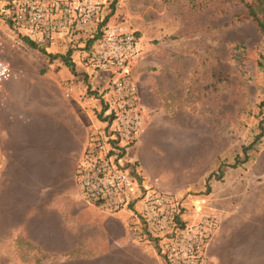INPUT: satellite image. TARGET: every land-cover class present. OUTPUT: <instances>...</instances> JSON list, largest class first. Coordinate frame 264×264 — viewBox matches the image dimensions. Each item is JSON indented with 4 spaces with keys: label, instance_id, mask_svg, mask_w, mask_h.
I'll use <instances>...</instances> for the list:
<instances>
[{
    "label": "rangeland",
    "instance_id": "obj_1",
    "mask_svg": "<svg viewBox=\"0 0 264 264\" xmlns=\"http://www.w3.org/2000/svg\"><path fill=\"white\" fill-rule=\"evenodd\" d=\"M95 1L103 2L108 23L134 30L140 37L141 51L133 66L138 84L141 79L145 87L159 81L167 89L166 105L153 114L157 123L147 146L138 140L133 148L149 151L158 175L148 179L158 181L164 190L194 197L189 205L202 199L220 224L217 207L236 213L239 222L243 216L263 217L264 31L249 16L247 3L252 0ZM2 31L0 60L10 63L17 76L0 84V109L18 104L13 92L2 90L4 85H24L27 104L33 108L36 86L53 82L50 74L60 72L66 92L68 84L80 86L81 97L89 99V135L103 125L96 122L102 121L101 93L109 85L110 71L92 74L90 68L87 73L80 63L79 75L68 78L61 73L66 70L62 60L48 55L63 53L39 46L45 54L29 47L17 32ZM78 55L75 59L81 62ZM147 126L144 113L142 132ZM13 185V201L5 210L9 216L0 221V264H54L20 234L14 216L18 176ZM98 208L109 216L127 213ZM188 215L192 217L193 211Z\"/></svg>",
    "mask_w": 264,
    "mask_h": 264
},
{
    "label": "crops",
    "instance_id": "obj_2",
    "mask_svg": "<svg viewBox=\"0 0 264 264\" xmlns=\"http://www.w3.org/2000/svg\"><path fill=\"white\" fill-rule=\"evenodd\" d=\"M46 50L68 52L67 46L60 44ZM76 56L73 60L77 65L81 62ZM64 68L68 73L64 69L61 73L68 78L75 76L67 66ZM58 73L50 74L53 82L36 86L33 108L27 104L24 85L2 88L13 92L18 104L0 109V151L4 157L0 221L9 216L5 210L13 201L10 193L18 176L19 205L14 216L19 220L20 234L50 256L54 264H164L154 248L131 240L126 229L129 214L109 216L82 199L76 169L90 137L89 99L81 97L80 86H74L75 91L68 96ZM139 87L149 120L139 139L144 144L156 127L153 114L166 105L168 94L159 81L145 87L141 79ZM146 148L133 150L132 156L147 178L156 177L158 171ZM217 209L221 224L209 247L207 264H264V213L261 218L243 216L239 222L236 213Z\"/></svg>",
    "mask_w": 264,
    "mask_h": 264
},
{
    "label": "built area",
    "instance_id": "obj_3",
    "mask_svg": "<svg viewBox=\"0 0 264 264\" xmlns=\"http://www.w3.org/2000/svg\"><path fill=\"white\" fill-rule=\"evenodd\" d=\"M3 29L13 30L41 47L66 45L82 59L87 73L110 71L101 93L102 126L89 137L76 169L84 199L110 213L127 212L134 240L154 248L164 264H207L211 242L220 227L202 199L162 189L149 180L132 151L143 130L144 108L133 66L140 55L134 30L107 22L103 2L95 0H0ZM17 76L0 60V84ZM67 95L74 90L68 84ZM0 151V184L2 161ZM193 211V216L188 215Z\"/></svg>",
    "mask_w": 264,
    "mask_h": 264
},
{
    "label": "trees",
    "instance_id": "obj_4",
    "mask_svg": "<svg viewBox=\"0 0 264 264\" xmlns=\"http://www.w3.org/2000/svg\"><path fill=\"white\" fill-rule=\"evenodd\" d=\"M245 2L247 0H240ZM117 2V0H115ZM247 8L249 10V16H251L259 25L260 29L264 31V0H252L247 3ZM24 42L31 48L41 50L43 53L48 54L45 48L39 47L36 42H33L25 37H23ZM52 59L60 58L65 66H67L71 72L75 75H79L77 70V65L73 60V50H69L67 54H48ZM87 78V77H86ZM253 146V144H252ZM249 146V147H252ZM248 147V148H249ZM245 147V151L248 149ZM97 206H99L97 204Z\"/></svg>",
    "mask_w": 264,
    "mask_h": 264
}]
</instances>
